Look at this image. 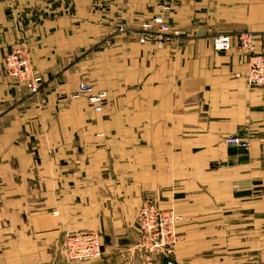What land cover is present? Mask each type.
<instances>
[{"label": "crops", "instance_id": "1", "mask_svg": "<svg viewBox=\"0 0 264 264\" xmlns=\"http://www.w3.org/2000/svg\"><path fill=\"white\" fill-rule=\"evenodd\" d=\"M155 17L180 32L162 49L129 32ZM245 32L264 60V0H0V264H61L63 235L83 231L102 253L74 264H264V88L243 79ZM20 44L35 96L4 68ZM81 82L106 94L100 112L72 98ZM145 199L180 218L152 261Z\"/></svg>", "mask_w": 264, "mask_h": 264}, {"label": "built area", "instance_id": "2", "mask_svg": "<svg viewBox=\"0 0 264 264\" xmlns=\"http://www.w3.org/2000/svg\"><path fill=\"white\" fill-rule=\"evenodd\" d=\"M12 3L13 0H3ZM124 32L123 28L119 29ZM139 44H152L162 49L166 44L178 40L180 32L166 24L162 18L155 17L141 25L140 28L130 30ZM238 48L247 56V71L243 76L250 88H264V60L256 53V40L250 33H241L237 37ZM232 49L231 36L218 34L212 39V50L215 53H227ZM4 68L9 77L22 85L29 96H35L43 86V79L37 75L32 66L30 51L25 44H20L4 59ZM239 76V75H237ZM85 97L87 103L100 112L106 94L94 91L91 85L79 83L72 98ZM224 143L236 149L246 150L248 140L240 136H230ZM56 215V213H53ZM180 218L172 210H160L153 199H145L136 213V227L140 235L139 249L149 261L162 256H170L174 252L178 238L176 233ZM61 251L64 262L90 261L101 256V241L98 233L92 231L67 232L61 241ZM167 264H182L169 260Z\"/></svg>", "mask_w": 264, "mask_h": 264}]
</instances>
